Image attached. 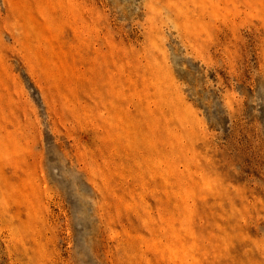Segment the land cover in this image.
I'll use <instances>...</instances> for the list:
<instances>
[{"label": "rangeland", "instance_id": "obj_1", "mask_svg": "<svg viewBox=\"0 0 264 264\" xmlns=\"http://www.w3.org/2000/svg\"><path fill=\"white\" fill-rule=\"evenodd\" d=\"M0 264H264V0H0Z\"/></svg>", "mask_w": 264, "mask_h": 264}]
</instances>
